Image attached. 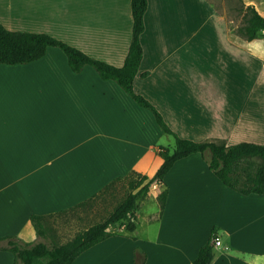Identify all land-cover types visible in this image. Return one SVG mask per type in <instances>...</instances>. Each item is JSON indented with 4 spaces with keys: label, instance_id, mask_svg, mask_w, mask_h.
<instances>
[{
    "label": "crops",
    "instance_id": "0c3cea01",
    "mask_svg": "<svg viewBox=\"0 0 264 264\" xmlns=\"http://www.w3.org/2000/svg\"><path fill=\"white\" fill-rule=\"evenodd\" d=\"M244 2L264 16V0ZM0 22L47 32L117 66L133 28L131 0H0ZM145 24L134 86L172 130L195 141L264 144V36L244 38L208 0H148ZM48 51L33 62L0 63V264H22L4 238L38 242L33 214L68 210L134 172L152 177L163 162L165 132L152 110L93 66L76 72L66 55ZM209 62L245 85H207ZM209 156L180 159L165 184L151 185L157 199L168 188L162 215H149L142 230L137 222L133 233L123 227L72 264H194L210 238L207 220L218 226L217 246L225 237L228 250L238 239L250 264L264 258V194L226 186L208 168ZM211 264L238 262L215 250Z\"/></svg>",
    "mask_w": 264,
    "mask_h": 264
},
{
    "label": "trees",
    "instance_id": "16d2710c",
    "mask_svg": "<svg viewBox=\"0 0 264 264\" xmlns=\"http://www.w3.org/2000/svg\"><path fill=\"white\" fill-rule=\"evenodd\" d=\"M238 9L243 13V23L237 32L248 40L264 36V16L255 5L246 4L239 0ZM237 7V6H235ZM133 28L132 39L127 56L122 66H117L96 58L77 46L68 43L47 32H33L11 30L0 22V63L21 64L29 63L46 55L50 47L61 48L73 71L79 72L84 66H93L104 79L115 80L140 106L153 111L158 125L165 133L175 137V146H161L158 154L162 158V165L152 177L134 172L123 179V184L129 188L126 196L115 206L105 219L91 224L86 229L77 232L66 242H60L49 222V218L56 214H33L30 223L37 235L44 240L24 243L8 236L4 249L10 250L16 262L22 264H72L73 261L88 248L106 240L118 233L123 227L133 233L137 228V210L139 201L148 195L154 182L165 184V177L180 159L194 153L208 158L210 169L228 187L243 194H264V144L254 142H240L233 145L216 141H195L179 136L166 122L159 109L143 94L136 91L134 80L140 71L144 56L141 36L145 31V14L148 0H131ZM146 76L147 72H142ZM121 179L114 180L104 187L94 198L86 200L68 210L57 214L75 211L83 206H91L101 197L114 196L115 186ZM168 197V188H164L158 195L160 213L162 215ZM102 198V199H103ZM117 227V229H112ZM218 230L213 227L209 240L201 247L194 264H211L215 256Z\"/></svg>",
    "mask_w": 264,
    "mask_h": 264
},
{
    "label": "rangeland",
    "instance_id": "374dc122",
    "mask_svg": "<svg viewBox=\"0 0 264 264\" xmlns=\"http://www.w3.org/2000/svg\"><path fill=\"white\" fill-rule=\"evenodd\" d=\"M211 2L218 10L225 11L227 13L228 19L234 20L235 24L241 25L243 23V13L238 9L239 0H208ZM237 6V7H235ZM233 24V23H232ZM49 54L58 55L65 54V52L59 47H51L49 49ZM213 62L206 63L205 68V81L209 86H221V87H231V86H244L245 81L235 80L229 73L219 72L218 67L214 66ZM165 137L162 139L160 144L168 146L171 149L175 146V137L168 133H165ZM158 144V145H160ZM159 158V157H158ZM205 159V158H204ZM161 160V158H160ZM207 159H205L206 161ZM207 162V161H206ZM209 164V162H208ZM209 168V166H208ZM117 189L114 190V196H107L103 199L99 198L96 202L92 203L91 206H83L75 211L56 214L53 217L49 218V222L56 233V237L60 242H66L71 239L77 232L86 229L93 223H96L100 220L105 219L115 208L117 203H119L128 193L129 188L125 184L118 183ZM140 208L137 210V222L139 229L142 230L144 226L148 224V216L155 215L160 213V203L157 197L149 194L139 201ZM208 220L204 223L203 232L211 236L212 226ZM215 225V224H214ZM218 228V226H217ZM112 229H117L114 227ZM210 229V230H209ZM124 232L127 230L124 229ZM34 241H41L44 238L38 236L36 233H33ZM225 237H222L223 246H217L216 253L227 252L230 256L234 257L236 262L240 264L241 260H246L250 264V256L247 257L248 251L244 248V243L241 240L230 238L232 241V246L228 250L225 249V245L228 244L229 239L225 240ZM227 241V242H226ZM32 242V241H31ZM245 253H243V252ZM249 258V259H248ZM254 264H264V258L257 259V263Z\"/></svg>",
    "mask_w": 264,
    "mask_h": 264
},
{
    "label": "built area",
    "instance_id": "2783aa9c",
    "mask_svg": "<svg viewBox=\"0 0 264 264\" xmlns=\"http://www.w3.org/2000/svg\"><path fill=\"white\" fill-rule=\"evenodd\" d=\"M221 244V241L219 240V238L216 240V246L217 245H220Z\"/></svg>",
    "mask_w": 264,
    "mask_h": 264
}]
</instances>
